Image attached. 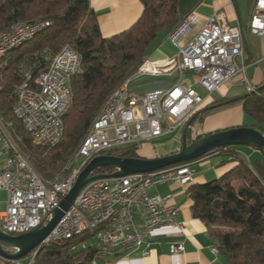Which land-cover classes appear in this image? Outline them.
<instances>
[{
    "label": "built area",
    "instance_id": "2783aa9c",
    "mask_svg": "<svg viewBox=\"0 0 264 264\" xmlns=\"http://www.w3.org/2000/svg\"><path fill=\"white\" fill-rule=\"evenodd\" d=\"M33 29L15 28L14 36L0 47L16 43ZM248 31L264 37V0L254 1ZM167 38L177 52L160 59H147L135 75L119 86L110 97L107 111L98 117L83 155H76V164L70 165L65 175L40 180L24 169L20 156L7 150L0 134V191L6 193L0 208V228L4 232L26 233L48 218L92 157L127 147L137 149L143 143L183 130L205 98L195 90L194 84L202 88L206 96L223 83L235 81L242 82L246 92H257L246 76V68L250 64H261L264 57L247 64L237 25H229L223 13L217 12L199 24L197 13L191 10L183 17L182 25ZM80 61L77 51L65 44L34 78L30 71H22L21 82L14 88L11 109L33 136L35 146L55 147L60 142L64 132L63 117L71 103L69 80L79 71ZM199 68H207V75H199ZM155 70H167V76L175 71L179 77L168 87L144 91L130 88L132 77L155 76ZM193 74L197 80H191ZM193 174L187 162L150 173L94 181L80 191L41 244L60 246L63 244L60 236H67L68 241L70 231L89 229L99 219L108 218L103 232L78 242L76 248L69 249V254L76 257L81 250L89 249L118 252L140 249L145 256L155 228L168 225L181 233L184 231L178 220L179 207L167 202L171 195L149 194L150 184L172 182L184 187L192 181ZM169 247L171 253L185 250L183 242H172ZM32 251L7 264H38L33 262ZM211 251L217 253L216 247L212 246Z\"/></svg>",
    "mask_w": 264,
    "mask_h": 264
},
{
    "label": "trees",
    "instance_id": "16d2710c",
    "mask_svg": "<svg viewBox=\"0 0 264 264\" xmlns=\"http://www.w3.org/2000/svg\"><path fill=\"white\" fill-rule=\"evenodd\" d=\"M139 1L142 11L138 18L126 29L105 37L96 23L90 33L80 34L82 22L92 14L88 0H0V34L15 22H49L35 37L0 59V119L12 123L9 131L17 147L40 178H51L60 170L113 90L132 75L175 28H179L183 16L177 11L178 0ZM65 44L77 51L81 61L79 71L69 80L71 103L63 117V136L55 147L35 146L12 113L14 88L21 82L23 70L30 71L34 78ZM255 88L256 93L236 102L241 104L242 114L246 116L247 122L242 125L257 127L264 133V82ZM222 101H212L205 107ZM231 104L202 112L205 107L199 108L194 114L200 112L197 117L202 119L209 112ZM249 146L260 152V157L250 166L240 159L233 169L220 177L190 184L185 190L192 200V216L203 222L217 253L227 264H264V184L251 171L253 168L264 179V158L258 145ZM230 147L222 146L209 153ZM137 151L127 147L106 154L141 157ZM112 171L99 168L95 173ZM85 238V234L78 235L60 246L40 248L37 263H88L96 249L81 250L76 257L69 254L70 246ZM0 264H4L1 257Z\"/></svg>",
    "mask_w": 264,
    "mask_h": 264
},
{
    "label": "crops",
    "instance_id": "0c3cea01",
    "mask_svg": "<svg viewBox=\"0 0 264 264\" xmlns=\"http://www.w3.org/2000/svg\"><path fill=\"white\" fill-rule=\"evenodd\" d=\"M254 1L178 0L177 11L181 17H184L189 11L194 10L198 15L199 24L205 18L217 12L223 13L229 25H237L240 29L243 41V54L247 64H250L256 54H262L261 57H264V37H258L249 33L250 36L257 38L259 44V49L252 47V50L248 48V43L245 39V32H249L248 22L253 11ZM88 2L92 11L90 16L94 19L93 23L98 25L101 34L105 37L116 34L129 27L142 11V5L139 0H88ZM181 25L182 21L177 27ZM166 40L167 38L161 43L164 45L163 49L157 50L148 59H160L177 52V48L171 41L166 42ZM257 65L259 64H250L246 68V71L253 70L249 79L255 86L264 82L262 81V74L255 70ZM232 83H223L210 96H206L203 91L204 94L202 96H205V98L200 108L205 107L212 101L227 100L246 93L244 84L235 87ZM195 120L198 121L196 125L198 129H195V135L200 132H213L230 126L242 125L247 122L246 116L242 114L241 104L238 102L232 103L224 108L215 109L203 116L202 119L197 117ZM177 135L179 140L174 138L161 147L157 146V148L154 146V142L157 139L150 143H143L137 148L138 155L145 158H152L177 151L181 144L182 130H179ZM254 156L255 160L259 158L256 149L240 148L237 146H231L221 152L206 154L190 162L194 174L192 181L188 185L204 183L218 178L233 169L240 159L244 160L250 166L253 163L251 162V158ZM187 186L182 187L177 183L170 182L158 184L148 191L149 194L171 195L167 202L178 206L180 209L178 220L184 226L182 233L172 226H159L152 232L147 255H142L140 249L128 252L99 250L85 264H227L218 253L211 251V247L214 245L203 222L192 216V200L185 192ZM172 242H183L185 247L184 252L171 253L169 244Z\"/></svg>",
    "mask_w": 264,
    "mask_h": 264
},
{
    "label": "water",
    "instance_id": "95a60500",
    "mask_svg": "<svg viewBox=\"0 0 264 264\" xmlns=\"http://www.w3.org/2000/svg\"><path fill=\"white\" fill-rule=\"evenodd\" d=\"M249 94L251 93L246 92L209 105L200 112L236 102ZM200 112L192 115L183 127L181 144L177 151L152 158H130L115 154L94 156L81 169L67 194L60 198L57 206L49 212L48 218L43 219L36 228L18 235H10L0 228V257L3 259L4 264H7L10 260L22 259L29 252L38 248L69 209L80 191L94 181L113 179L136 173H150L178 163L198 159L215 148L227 145H258L264 158V133L254 126L241 125L213 132H200L188 139L187 132ZM99 168H109L113 171L95 173Z\"/></svg>",
    "mask_w": 264,
    "mask_h": 264
},
{
    "label": "bare ground",
    "instance_id": "6f19581e",
    "mask_svg": "<svg viewBox=\"0 0 264 264\" xmlns=\"http://www.w3.org/2000/svg\"><path fill=\"white\" fill-rule=\"evenodd\" d=\"M48 25H49V22L48 21H43V20L35 21V22H32V23L15 22V23L11 24V26L6 31H4L2 34H0V44H2L3 42L7 41L8 39L12 38V36H14L15 28L16 29H30V28H34V29L31 30L29 34H26V35L20 37L16 43H14V44H6L3 47H0V59L8 51L16 49L19 46H21L22 44H24L27 41L31 40L33 37H35V35L38 32H40L43 29H45ZM237 35H238V37H241V32H240V29L238 28V26H237ZM146 60L147 59H145L142 62V64L138 67V69L136 71L141 69L143 63ZM136 71L132 75H135ZM199 75H207V68H199ZM130 76L128 78H126L119 86L123 85L125 83V81L130 78ZM155 76L156 77L157 76H160V77L167 76V70H155ZM119 86L115 90H113V92L105 100V102H104L103 106L101 107L99 113L97 114V117L95 118L92 126L90 127V129L88 130L86 135L83 137L81 143L76 148V150L67 158V160L62 165L60 170L58 172H56L51 178H48V179L40 178V180H49V179H52L53 177H58L60 175H65L67 170L70 168V165L76 164V155H83V148H85L86 146L89 145V136H91L93 134V127L96 126V122H97L98 117L104 115V113L107 111L108 105L110 103V97H111V95H113L119 89ZM12 113H13L14 117L16 119L20 120V122H21L20 117L17 116V114L14 112L13 109H12ZM11 126H12L11 122H4V121H2L0 119V134L2 135V139H3L4 143L6 144L7 150L8 151H13L15 156H20V158L23 159L24 169L26 171L31 172L32 174H35V176H39L37 174V172L31 167V165H30L29 161L27 160V158L23 155V153L17 147L16 142H15L12 134L9 131V128ZM29 137H30L31 143L34 144L33 136H31L29 134ZM251 171H252L253 175H255L264 184V179L261 178V176L258 175V173L253 168H251ZM190 182L191 181H189L188 184ZM156 185L157 184H150V189L155 187ZM105 226H108V218H101L95 224H93V226L90 227L89 229L72 230V231H70L69 232V240L74 238L75 236L83 235V234L86 235V238L96 237L98 235V233L103 232V229L105 228ZM66 241H67V236H60V243H63V242H66ZM47 245H51V243H42V244H40V246L38 248H36V249H34L32 251L33 262H37L36 256H37V253H38L39 249L44 247V246H47ZM77 246H78V244H74V245L70 246V249L76 248Z\"/></svg>",
    "mask_w": 264,
    "mask_h": 264
},
{
    "label": "rangeland",
    "instance_id": "374dc122",
    "mask_svg": "<svg viewBox=\"0 0 264 264\" xmlns=\"http://www.w3.org/2000/svg\"><path fill=\"white\" fill-rule=\"evenodd\" d=\"M93 22H94V19L90 15L87 16L84 19V21L82 22V24L80 26V34H81V36H85V35H87L88 33L91 32ZM245 39L247 40L248 48H250L251 50L254 47L259 49V44H258L257 38L253 37V36H250L249 32H247V33L245 32ZM169 41L170 40L167 38L166 42H169ZM163 47H164L163 44L159 45L157 48H155L154 50L151 51L150 56L153 53L157 52V50L163 49ZM261 56H262V54H256L253 59L260 58ZM255 70L262 74V81H264V63H261V64L257 65ZM252 72H253V70H247L246 71V76H247L248 79L251 76ZM186 76H187V74L184 75V77H186ZM188 76H189V74H188ZM178 77H179V74L177 72H175V71L172 72V74L170 76H163V77H160V76L156 77V76H150V75L134 76L131 79L130 88L135 89L137 91H144V90L150 89V88L168 87V86H171L172 84H174L175 81L178 79ZM190 77H191L192 81L197 80V78H198L197 76H195V74H193V76H190ZM241 84H243V83L240 82V81H235L234 83H232V85H234L235 87L241 86ZM194 88L201 95L204 94L202 88H200L197 84H194ZM197 122L198 121L195 120L191 124V126H190V128L188 130V139H191L193 135L195 136V133H194L195 129H198L197 126H196ZM178 133H179V130L176 133L168 134V135H164V136L160 137L159 139H157L154 142V146H156V148H157V146L161 147L164 144H166L168 141L173 140L174 138L179 140V137L177 135ZM179 136H180V134H179ZM237 147L250 148V149L252 148L249 145H237ZM258 156L260 157V152L259 151H258ZM254 161H255V156L251 158V162H254ZM5 199H6V193H5V191L1 190L0 191V204L2 202H4Z\"/></svg>",
    "mask_w": 264,
    "mask_h": 264
}]
</instances>
